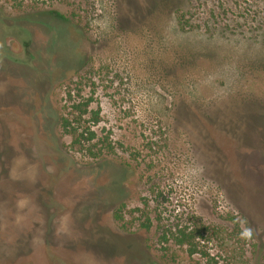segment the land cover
<instances>
[{"label":"rangeland","instance_id":"obj_1","mask_svg":"<svg viewBox=\"0 0 264 264\" xmlns=\"http://www.w3.org/2000/svg\"><path fill=\"white\" fill-rule=\"evenodd\" d=\"M0 264H264V0H0Z\"/></svg>","mask_w":264,"mask_h":264},{"label":"trees","instance_id":"obj_2","mask_svg":"<svg viewBox=\"0 0 264 264\" xmlns=\"http://www.w3.org/2000/svg\"><path fill=\"white\" fill-rule=\"evenodd\" d=\"M51 15H56L58 18H64L62 15H60L57 12H52L49 13V16ZM91 104V100H87L82 104H78V105H73L72 109L75 112H78L80 115L78 116V118L75 120L76 123H80L83 121V116L86 115L88 113V109L89 106ZM95 117H97L98 113H94ZM95 122H97V118L94 119ZM61 126L64 129V131L70 135L75 136L77 139L81 140L83 139V135L86 132H82L81 134H78V131L75 128H72V123L68 118H62L61 119ZM89 139L93 140L95 138V134L94 133H89ZM192 235L190 234H186L184 231L181 232V238L178 240V243L180 245H184L186 243H190V239H191Z\"/></svg>","mask_w":264,"mask_h":264}]
</instances>
